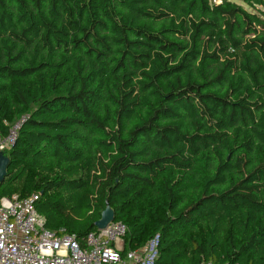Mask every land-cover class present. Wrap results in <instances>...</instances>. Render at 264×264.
<instances>
[{
    "label": "trees",
    "instance_id": "trees-1",
    "mask_svg": "<svg viewBox=\"0 0 264 264\" xmlns=\"http://www.w3.org/2000/svg\"><path fill=\"white\" fill-rule=\"evenodd\" d=\"M19 121L0 199L48 230L82 244L109 206L154 264H264V0H0Z\"/></svg>",
    "mask_w": 264,
    "mask_h": 264
},
{
    "label": "built area",
    "instance_id": "built-area-1",
    "mask_svg": "<svg viewBox=\"0 0 264 264\" xmlns=\"http://www.w3.org/2000/svg\"><path fill=\"white\" fill-rule=\"evenodd\" d=\"M210 3L217 5L221 0ZM21 123L11 126L4 136L0 132V153L13 147ZM36 198L12 195L0 199V264H154L157 237L139 250L125 251L127 228L113 220L104 230L88 233L79 244L74 236L45 227L34 207Z\"/></svg>",
    "mask_w": 264,
    "mask_h": 264
},
{
    "label": "water",
    "instance_id": "water-1",
    "mask_svg": "<svg viewBox=\"0 0 264 264\" xmlns=\"http://www.w3.org/2000/svg\"><path fill=\"white\" fill-rule=\"evenodd\" d=\"M8 163V157H5L2 153H0V185L3 183L6 176ZM114 218V211L109 206H106V208L101 213L100 219L94 223L96 230H104L108 224L114 220Z\"/></svg>",
    "mask_w": 264,
    "mask_h": 264
},
{
    "label": "rangeland",
    "instance_id": "rangeland-1",
    "mask_svg": "<svg viewBox=\"0 0 264 264\" xmlns=\"http://www.w3.org/2000/svg\"><path fill=\"white\" fill-rule=\"evenodd\" d=\"M209 1L211 2V0H209ZM237 4L242 5L246 10H248V11H250V12H254L253 9H252L251 7L245 5V4L241 3V2H237ZM11 126H13V125H11ZM11 126H10V127H11ZM8 150H9V149H8ZM8 150H6V152H7ZM2 154H3V156L7 157V154L5 153V151L2 152ZM114 220H115V219H114ZM123 246H124V244H123ZM124 248H125V247H124Z\"/></svg>",
    "mask_w": 264,
    "mask_h": 264
}]
</instances>
